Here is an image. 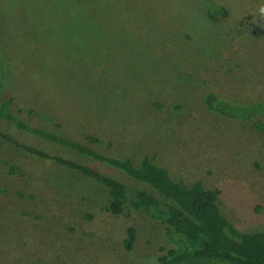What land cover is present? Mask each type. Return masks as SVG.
Here are the masks:
<instances>
[{"label":"rangeland","instance_id":"obj_1","mask_svg":"<svg viewBox=\"0 0 264 264\" xmlns=\"http://www.w3.org/2000/svg\"><path fill=\"white\" fill-rule=\"evenodd\" d=\"M215 1L223 8L208 17L206 0H0L1 99L78 146L2 118L0 131L88 169L0 142L14 167L0 168V264H158L172 245L164 225L131 207L110 213L102 174L172 202L146 179L161 170L168 190L198 181L219 190L244 246L264 232V115L208 106L211 94L264 99V0Z\"/></svg>","mask_w":264,"mask_h":264},{"label":"trees","instance_id":"obj_2","mask_svg":"<svg viewBox=\"0 0 264 264\" xmlns=\"http://www.w3.org/2000/svg\"><path fill=\"white\" fill-rule=\"evenodd\" d=\"M206 3L208 17H215L214 11L223 8L215 0H206ZM4 71L5 54L0 38V118L10 121L23 131L77 147L78 144L74 141L28 125L10 112L8 101L1 99ZM208 106L212 111L231 119L249 121L264 115V99L241 103L211 94L208 96ZM255 125L264 131L262 121L256 120ZM4 141L19 146L34 155L50 158L69 168L81 172L88 170L73 160L24 145L9 134L0 131V142ZM0 168L14 170V167L4 160H0ZM101 180L107 187L110 197L107 206L110 213L118 215L123 213L126 207H131L142 210L150 218L164 225L165 233L172 245L159 247L158 264H264V232H253L249 237L248 248L244 246L239 233L229 226L225 216L219 211L218 189H205L200 182L196 181L188 187L175 182L168 190L164 185L165 173L157 170L146 180L157 190L164 192L173 200L172 202L141 188L128 186L110 175L102 174ZM178 226L183 231L178 233ZM135 238V228L128 226L126 237L122 241L123 247L130 250Z\"/></svg>","mask_w":264,"mask_h":264},{"label":"clouds","instance_id":"obj_3","mask_svg":"<svg viewBox=\"0 0 264 264\" xmlns=\"http://www.w3.org/2000/svg\"><path fill=\"white\" fill-rule=\"evenodd\" d=\"M260 13H261L262 16H264V7H262V8L260 9Z\"/></svg>","mask_w":264,"mask_h":264}]
</instances>
